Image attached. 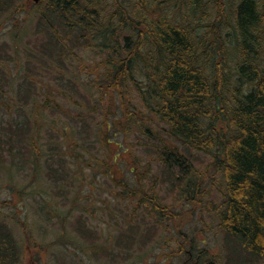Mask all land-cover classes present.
<instances>
[{
  "label": "trees",
  "instance_id": "trees-1",
  "mask_svg": "<svg viewBox=\"0 0 264 264\" xmlns=\"http://www.w3.org/2000/svg\"><path fill=\"white\" fill-rule=\"evenodd\" d=\"M17 1L0 0V19L19 11ZM32 4L37 38L24 57L37 74L22 80L25 89L37 92L25 93L26 118L6 127L0 123V170L8 169L3 144L10 167L18 152L24 165L18 170L30 166L35 176L40 162L48 164L44 146H50L62 166L51 178H64L61 188L72 185L85 211L97 209L91 203L96 199L82 195L85 178H103L99 187L110 188L100 187L107 194L99 197L98 209L109 212L128 249L145 219L175 215L156 189L157 178L189 191L191 201L187 179L196 178L191 154H210L225 183L220 229L246 263L264 258V0ZM13 72L19 77L21 69ZM68 75L76 82L75 94L58 87ZM21 197L5 204L22 207ZM78 208L73 205L63 219L64 231ZM139 216L143 223L132 222ZM86 228L82 216L75 231L83 239L94 235ZM187 244L178 246L185 263L216 264ZM0 264H20L17 240L3 216Z\"/></svg>",
  "mask_w": 264,
  "mask_h": 264
},
{
  "label": "rangeland",
  "instance_id": "rangeland-1",
  "mask_svg": "<svg viewBox=\"0 0 264 264\" xmlns=\"http://www.w3.org/2000/svg\"><path fill=\"white\" fill-rule=\"evenodd\" d=\"M17 3L19 11L14 8L13 15L8 13L0 19V86L4 87L1 95L7 97H0V123H4V127L14 118L21 121L26 118L25 93L29 90L27 96H31L37 92L35 88L25 89V80H22L27 73L29 76L37 74L27 65L29 63L24 57L27 50L25 47L32 48L37 38L35 6L28 0H18ZM1 67H7L8 70ZM17 69H21L19 77L13 72ZM8 82L9 85L6 86ZM58 87L72 94L77 92L76 82L70 75L65 80H59ZM48 140L49 137H45V142ZM2 148L6 153L3 161L8 169L4 172L0 170V216L8 221L17 240L20 264H187L186 255L178 251V246L183 241L188 243L187 249L192 242L194 248L190 252H207L206 257L216 260V264H264V258L246 263L238 253L235 242L219 227L218 210L223 201L225 183L220 173L211 165L213 155L195 151L191 154L196 176L187 179L192 181L193 186L191 194L194 198L191 201L188 199L189 191L183 192L180 185L173 187L167 178H157L156 189L163 203L170 205L175 215L168 218L149 217L145 222H140L141 216L134 217L132 222H144V226L141 234L132 237L135 239L133 247L127 249L119 240V230L114 229L110 223H113V218L109 212L103 215L102 210L98 209V204L102 202L99 197L106 193L100 187L110 188L105 184L99 187L100 179L103 178H96V181L85 178L82 195L87 194L96 199L91 203L97 205V209L91 207L85 211L80 206L85 204V200L77 201V194L70 192L75 189L72 185L61 188L66 184L64 178H51L54 176L53 170H61L62 166L55 158V152L48 150L50 146H44V152L48 153L50 160L48 164L39 163L37 176L32 174L30 166L27 170H18L24 166H21L18 152H15L12 169L8 148L5 144ZM123 155L127 162H131L129 154ZM122 170H126L124 165ZM11 178H14L13 184L9 181ZM23 188L24 191L20 193L19 190ZM20 194L22 207L5 204L6 201L18 200ZM74 200L77 201L76 204H73ZM73 205H78L79 208L69 216L64 231L62 221ZM82 216L86 220L88 231L94 234L91 238L83 239L75 231V225H78ZM123 216L127 218V215ZM104 218L107 222L103 221ZM16 220H21V223L16 224ZM21 226H26L30 233L25 234V229ZM147 236L150 239H146ZM127 241L124 240L123 243Z\"/></svg>",
  "mask_w": 264,
  "mask_h": 264
},
{
  "label": "water",
  "instance_id": "water-1",
  "mask_svg": "<svg viewBox=\"0 0 264 264\" xmlns=\"http://www.w3.org/2000/svg\"><path fill=\"white\" fill-rule=\"evenodd\" d=\"M29 1H32V2H34V3H39V2H41L42 0H29Z\"/></svg>",
  "mask_w": 264,
  "mask_h": 264
}]
</instances>
